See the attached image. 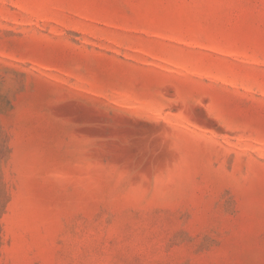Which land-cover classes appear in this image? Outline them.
Returning <instances> with one entry per match:
<instances>
[{
	"label": "rangeland",
	"instance_id": "obj_1",
	"mask_svg": "<svg viewBox=\"0 0 264 264\" xmlns=\"http://www.w3.org/2000/svg\"><path fill=\"white\" fill-rule=\"evenodd\" d=\"M0 264H264V0H0Z\"/></svg>",
	"mask_w": 264,
	"mask_h": 264
}]
</instances>
